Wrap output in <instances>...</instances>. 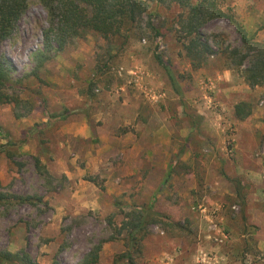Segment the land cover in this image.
Returning <instances> with one entry per match:
<instances>
[{
  "label": "rangeland",
  "instance_id": "obj_1",
  "mask_svg": "<svg viewBox=\"0 0 264 264\" xmlns=\"http://www.w3.org/2000/svg\"><path fill=\"white\" fill-rule=\"evenodd\" d=\"M228 1L263 44L264 0ZM180 14L147 1L124 36L91 32L48 50L47 12L30 0L1 50L23 80L8 94L29 106L0 104V194L42 203L0 208V252L83 264L104 242L98 264H115L127 251L126 233L117 234L125 214L154 202L181 227L152 226L138 264H264V87L229 70L222 52L243 44L225 20L205 28L216 55L194 71ZM240 102L254 106L242 122ZM64 111L75 114L52 118Z\"/></svg>",
  "mask_w": 264,
  "mask_h": 264
},
{
  "label": "trees",
  "instance_id": "obj_2",
  "mask_svg": "<svg viewBox=\"0 0 264 264\" xmlns=\"http://www.w3.org/2000/svg\"><path fill=\"white\" fill-rule=\"evenodd\" d=\"M48 15L49 29L45 34L46 48L49 50L51 43H56L63 50L70 41L83 38L88 33H95L106 41L124 36L137 25L138 19L145 14L147 1L157 6H176L181 11L177 24L179 33L183 38V49L194 71L207 66L211 58L216 55L213 46L205 38L204 30L216 20H225L238 31L243 48L222 52L230 62L229 70L242 72L245 82L249 87H264V43H256L250 39L243 26L239 23L233 8L228 0H38ZM30 0H0V104H12L20 108L23 102L19 96L8 94V90L20 88L22 81H15L9 59L2 53V46L18 31L20 23L28 11ZM264 28V25L263 27ZM129 37H126L128 40ZM160 65L163 60L157 57ZM28 104V103H26ZM29 106V104H28ZM28 111H31L30 108ZM254 106L250 102H240L235 106L234 116L242 122L253 115ZM71 111H64L59 117L53 119L67 120ZM20 116H18L19 118ZM192 128H196L192 124ZM38 132L33 130V133ZM27 142L24 140L22 143ZM10 145L16 146L10 141ZM43 146V142H41ZM42 148L40 156H49L47 148ZM4 148H0L3 152ZM11 157V156H10ZM38 173L49 177L42 166L40 157L35 158ZM240 194V193H239ZM37 200V202H35ZM243 201V200H242ZM42 203L41 199L32 197L0 194V208L3 206H36ZM8 205V206H7ZM110 224H112L110 222ZM175 224L165 215L155 210L154 202L146 206H137L125 214L122 226L117 231L121 235L126 233L127 251L117 258L115 264H138L142 256L143 243L149 235L152 226ZM103 243L96 246L84 259L83 264H98ZM36 264L25 253L0 252V264ZM53 264H61L56 259Z\"/></svg>",
  "mask_w": 264,
  "mask_h": 264
},
{
  "label": "crops",
  "instance_id": "obj_3",
  "mask_svg": "<svg viewBox=\"0 0 264 264\" xmlns=\"http://www.w3.org/2000/svg\"><path fill=\"white\" fill-rule=\"evenodd\" d=\"M132 164V163H131Z\"/></svg>",
  "mask_w": 264,
  "mask_h": 264
}]
</instances>
